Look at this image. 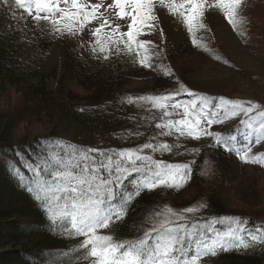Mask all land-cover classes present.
Here are the masks:
<instances>
[{
  "label": "snow or ice",
  "instance_id": "6c2138e0",
  "mask_svg": "<svg viewBox=\"0 0 264 264\" xmlns=\"http://www.w3.org/2000/svg\"><path fill=\"white\" fill-rule=\"evenodd\" d=\"M157 4L182 18L187 32L192 34L205 27L202 21L206 8L220 9L235 27L234 10L240 0H215L214 3L183 0L179 4L175 0H112L106 8L103 0L94 4L85 0H15V5L27 16L36 22L47 21L57 34H82L86 26L98 24L90 29L94 52L103 54L104 60L113 51L117 55H133L144 68H152L157 55L152 51L153 42L141 39L158 27ZM113 21L123 22L127 31H121V24ZM193 43L203 47L195 38ZM171 74L170 70L165 72V75ZM180 88L173 94L127 97L125 103L150 105V110L159 111L161 122L155 124L161 130L159 136L176 140L212 137L216 145H226L245 163L264 160V154H250L251 145L264 140V109L252 101L208 97L191 92L183 85ZM180 95L192 99L185 103L177 99ZM241 115L245 117L240 120L246 138L244 146L235 143L234 135L211 130L214 124H224ZM174 116L180 118L173 119ZM251 133L255 134L254 141ZM55 143L60 149L56 156L50 157L45 152L42 162L31 161L29 171L36 179L27 183L25 190L33 195L46 220L62 227L72 238L70 251L79 253L78 258L73 257L76 264H201L203 258L215 257L219 252L264 246V223L249 227L248 221L239 217L203 223L186 219V214L206 207L203 204L180 211L168 206L157 208L154 214H146L152 220L142 218L144 223L134 230L131 238H121L113 225L125 219L134 199L144 191L157 188H183L191 177V165L195 161L180 164L155 158L156 154L162 156L182 147L179 143L159 142L156 136L139 147L124 149L84 147L63 140ZM221 223L226 227L217 229L215 225Z\"/></svg>",
  "mask_w": 264,
  "mask_h": 264
},
{
  "label": "trees",
  "instance_id": "16d2710c",
  "mask_svg": "<svg viewBox=\"0 0 264 264\" xmlns=\"http://www.w3.org/2000/svg\"><path fill=\"white\" fill-rule=\"evenodd\" d=\"M13 19L18 20V17ZM21 48L22 42L12 34L11 29L3 32L0 29V94L8 95L5 91L7 86L12 87L11 91L19 93V101L13 106L8 102L7 95L4 98L0 96V191L5 193L0 195L1 261H8L6 264H76L73 257L78 258L79 253L70 251L73 248L72 238L63 232L62 227L46 220L33 195L25 190L26 181L35 178L29 171L31 161L42 162V154L45 152L50 157L56 156L60 149L55 142L60 140L100 149H124L127 145L125 143L130 140L133 142L127 147H139L149 142L153 136L159 142L179 143L181 148H174L172 153L162 156L156 154L155 158L180 164L195 161L191 165V177L186 187L192 185L197 193L195 196L204 197L206 207L200 214L186 215V219L195 222L239 217L248 221L249 226L263 223L257 215L245 216L241 212L227 209L219 198L217 186L210 185L211 181L216 182V169L224 174L218 175L219 180L230 175L231 158L226 145H216L214 138L199 143L184 137L176 140L174 137L159 136L161 130L155 128L158 122H145L148 105H128L124 99L115 96L114 88L122 86L128 79H123L126 73L123 60L109 58L96 65L89 61L77 63L71 47H67L69 61L67 59L63 73L58 74L55 69L43 73L35 68L24 69L21 66ZM156 75L147 89L149 91L143 95L173 94L181 90L169 87L168 80L162 73ZM50 81L57 85L56 92H68L65 94L68 99L65 106L60 104V99L57 101L49 98V93H52L49 91ZM70 81H75L81 89L88 92V95L75 104L71 103L78 94L67 89ZM183 97L192 99L186 95H180L177 99L184 100L181 99ZM29 115L35 116L38 122L53 123L54 127L49 135L32 136L27 131L19 134L18 124L26 123ZM223 130L226 131H222L221 135H234L238 146L245 145L243 129L242 132L241 129L234 128ZM65 135L71 138H66ZM252 145L251 152L255 149ZM197 149L198 152L194 151ZM146 153L151 154L149 150ZM253 156L257 154L254 153ZM207 162L211 163L210 168ZM257 165L264 163L259 162ZM208 170H211L209 177ZM171 191L157 188L142 192L134 199L125 219L113 225L116 233L121 238H131L134 230L144 223L142 218L153 219L152 216H146L147 213L154 214L157 208H163L167 204V195L172 194ZM217 225L216 228L221 227ZM256 249L251 253L237 250L219 252V264H264V246L258 245Z\"/></svg>",
  "mask_w": 264,
  "mask_h": 264
},
{
  "label": "rangeland",
  "instance_id": "374dc122",
  "mask_svg": "<svg viewBox=\"0 0 264 264\" xmlns=\"http://www.w3.org/2000/svg\"><path fill=\"white\" fill-rule=\"evenodd\" d=\"M85 2L94 4L100 3L101 0H85ZM111 2L112 0H103L104 7L106 8ZM175 2L179 4L183 0H175ZM210 2L214 3L215 0H210ZM234 11L235 27L227 21L220 9L206 8L202 21L205 27L190 34L182 18L171 15L167 8H162L157 4L155 14L158 17L156 21L158 27L151 35L141 37L143 40L152 41L155 45L152 49L154 53H157L152 61L154 66L152 68L141 67L135 56L124 53L117 55L113 51L109 58L123 60L126 70L123 79L128 78L122 86L114 88L115 96L124 100L127 97H139L149 91L147 89L156 79V74L162 73L167 78L169 87L181 89L180 86L183 85L187 90L197 94L224 97L233 101H252L260 106V109H264V0H240L239 6ZM14 17H18V20H14ZM113 23L121 24V31H127L123 22L113 21ZM96 26L98 24L86 26L82 34H57L47 21L36 22L32 17L27 16L23 9L15 5V0H0V29L2 32L11 29L12 34L22 42L20 64L24 69L34 70L35 68L43 73L55 69L58 74L63 73L68 59L67 47H71L77 63L89 61L96 65L99 62H105L103 54L94 52L92 48L94 37L90 29ZM161 29L163 35H161ZM193 38L199 40L203 47L194 45ZM169 70L172 74L165 75V72ZM48 84L52 85L49 86V91L52 92L49 93V98L57 101L60 99V104L65 106L68 100L65 94L68 92L64 91L63 94L56 92L57 85L53 81ZM11 88L7 86L5 91L8 95L4 93L5 95L0 94V96L4 98L7 95L8 102L13 106L19 101V93L11 91ZM67 89L78 94L71 104L77 103L88 95V92L81 89L75 81H70ZM181 99H184L180 101L185 103L190 100L185 97ZM148 107L149 109L145 110V115H147L145 122H161V113L150 110V105ZM256 114L253 113V115ZM241 119L245 117L241 115L227 120L224 124H214L211 130L221 133L226 131L223 129L234 128L235 130L241 129L242 132ZM37 120L35 116L29 115L26 123L18 124L17 132L20 134L27 131L32 136L35 134L49 135L54 127L53 123L47 122L46 124ZM145 122L143 121L144 127ZM253 136L254 141L255 134L251 133V139ZM184 138L199 143L213 139L212 137H202L199 140ZM132 142L127 141L125 148ZM253 144L255 149L250 153L251 155L264 154V140ZM229 152L230 175L219 180L218 175L224 174L216 169V182L211 181L210 185L217 186L219 198L228 207L227 209L241 212L245 216L257 215L256 217L261 218L264 223V165L245 163L236 152L230 149ZM260 162L264 163V160ZM207 166L210 168L211 163L207 162ZM210 174L211 170H208L207 177ZM30 180L28 179L26 184L35 181V178ZM186 186L187 184L179 190L167 188L172 190V194L167 195L168 202L165 206L180 211L192 206L205 205L204 197L195 196L196 192L192 185ZM3 194L5 193L0 191V195ZM202 210L203 208L194 214H200ZM217 226H221L217 229H224L226 224L221 223ZM256 248L258 245L249 249L236 250L251 253L256 251ZM5 262L0 260V264H6ZM219 263L218 254L215 257L207 256L201 260V264Z\"/></svg>",
  "mask_w": 264,
  "mask_h": 264
},
{
  "label": "bare ground",
  "instance_id": "6f19581e",
  "mask_svg": "<svg viewBox=\"0 0 264 264\" xmlns=\"http://www.w3.org/2000/svg\"><path fill=\"white\" fill-rule=\"evenodd\" d=\"M254 145H252V147H253ZM254 148V147H253Z\"/></svg>",
  "mask_w": 264,
  "mask_h": 264
}]
</instances>
